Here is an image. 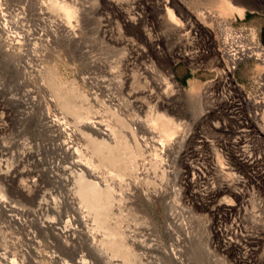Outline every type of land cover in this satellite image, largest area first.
I'll use <instances>...</instances> for the list:
<instances>
[{"label": "rangeland", "instance_id": "1", "mask_svg": "<svg viewBox=\"0 0 264 264\" xmlns=\"http://www.w3.org/2000/svg\"><path fill=\"white\" fill-rule=\"evenodd\" d=\"M34 1L0 0V8L3 11L0 17V37L17 40L26 34L39 40L35 46L33 42L32 46H29L30 50L34 49L33 52L37 56H31L30 60L20 64L30 76L34 74L32 72L38 71L42 77H61L63 88L68 89L73 87L72 84L75 82L82 86L79 79L87 78L90 83L92 82V88L95 87L92 91L97 92L102 98H111L118 108L117 116L125 123L135 122L134 127L137 128L140 124L144 126L147 116L149 117L155 110L177 118L188 127L187 137L180 151L174 155L176 157L170 154L163 157L168 160L167 164L172 165L171 169H167L168 174L164 173V177L158 170L149 168L153 157L150 144L154 145L152 142L154 140L143 136L147 144L138 141L140 144L138 143L139 146L136 148L134 137L129 136L130 129L122 127V135L126 136L128 141L129 137H132L129 147L123 149L124 158L131 156L136 149L138 155L134 160L129 162L125 160L124 164H118L114 168H105L106 171L112 172V176H117L116 171L119 172L121 177L116 179L124 182L119 186L122 189L118 187V190H115L116 201L110 208L113 211L108 210L105 213L106 222L105 218H102L104 229L101 228L99 231L95 228L98 235L106 231L105 226L123 234L121 240L127 247L116 250L131 251L130 255L133 256L124 260L122 254L117 255L120 262L122 260L123 264H264V101H261L264 98V68L254 58H248L240 63L234 71L233 78L241 87V91L239 88H233L229 81L225 82V78L220 76L218 72L222 70L220 66L223 68V59L220 60L218 50L221 51L222 48L223 29L216 28L213 20H207L206 26L199 22L190 29L191 31L187 30L190 19L192 23L198 14L203 13L208 17V13L218 12L214 0H166L169 2L168 7L182 25L179 31L183 30L179 33L182 36L172 41H166L161 37L163 28L160 21L165 17L161 4L164 0H110L117 3L119 9H123L120 11L108 6L106 0H65L76 5L81 34L75 47L63 42L57 30L38 15ZM230 2L252 7L253 10H245L242 17L236 14L223 15L226 27L232 32L244 33L251 46H258L264 50V0ZM172 3L180 5L182 15L176 11ZM17 14L21 18L20 26L23 29L20 28L23 32H19V26L13 27V22L16 21L14 16ZM125 15L135 22L134 31H130L123 22L122 18L126 17ZM168 24L171 25L169 22ZM206 27L209 31H206ZM110 32L112 36L109 35ZM147 32L156 43V50L143 42ZM105 35L134 41L133 48L121 46V50L129 52L128 57L131 58H128L130 60L128 70L135 74L133 83L106 81L104 73L116 67L114 63L121 50L118 48L120 51L111 52L102 47L100 41ZM177 52L186 53L187 59L184 61L173 57ZM214 53L216 55H211ZM191 56L193 60L189 64L188 59H191ZM149 58L154 63L155 69L152 71L154 75L144 67L148 65ZM2 60L0 54V128L4 130L0 135L1 163L3 166L9 164L10 168L17 167L19 170L27 171L29 174L26 172L24 179L31 181L35 179L36 186L41 189L37 202L51 201V198L55 197L54 200L61 203L59 212L48 213L46 219L70 221L72 213L62 190L63 175L60 172L63 167L70 165L68 155L59 147L55 134L52 135L47 130L48 133L42 126L43 97L34 96L32 88L28 84L26 86L25 81L21 79L19 68L15 64ZM168 68L186 93L193 92L199 95L201 113L196 118L192 119L188 115L180 114L178 110L173 111L159 106L165 87L158 82L155 75L159 73L167 78ZM128 72L127 74H130L131 71ZM103 90L105 91L101 94ZM247 97L251 98V101H248ZM75 100L78 99L73 98V101ZM86 104L79 100V104L76 103L79 108L74 115L71 112L68 114L64 112L72 119L85 113L90 117L93 114L90 112V105ZM97 106L94 107L96 110L92 108L91 111L99 109V113L109 120L105 106ZM114 121L120 126L116 119L111 120L110 125L115 127ZM135 133L138 138L139 133L137 131ZM79 147L87 149L86 143ZM24 150H29L37 161L34 158V162L32 159H19L21 151ZM167 156L169 158L171 156L170 160ZM220 167L229 173L231 179H228L231 180L233 189L235 187L242 192L241 197H235L231 193L221 194L217 190L222 179L218 173ZM145 169L148 170L149 176L143 175ZM134 179H139L137 187L141 190L153 195L156 189H160L161 194L152 196L151 201H147L141 194L134 193L132 187ZM40 198L43 200L40 201ZM35 202L31 196L18 195L15 190L0 183V253L4 252L3 254L15 264H71L76 256L82 257L88 264H96L86 251V246L80 244L65 246L58 239L40 231V218L34 213L33 208ZM116 208L120 211L118 209L116 211ZM200 223L203 226L202 231L199 229ZM32 234L36 238L35 241L41 244L42 250L38 254L32 250ZM133 241L135 244H132Z\"/></svg>", "mask_w": 264, "mask_h": 264}, {"label": "bare ground", "instance_id": "2", "mask_svg": "<svg viewBox=\"0 0 264 264\" xmlns=\"http://www.w3.org/2000/svg\"><path fill=\"white\" fill-rule=\"evenodd\" d=\"M235 1H238V0H235ZM106 2H107V5L112 7L115 11L123 10V9L118 8L117 3L111 2L110 0L109 1L106 0ZM214 2H215L214 4L216 8L218 9V12L208 13L207 14L208 17H206L205 14L198 12L200 14L197 15L196 19L192 20V23L190 19V23L188 22V29L187 28L186 29L191 31L190 29H192L193 26H196L195 24L200 22V24L202 23L203 25H205L207 20H213V23L215 22L214 25L216 24L217 26V27L215 26L216 28L219 27V29L220 28L223 29L224 36H222L223 38L222 43H221L222 48H221V51L218 50V54L220 55V57L219 56L218 57L220 58V60L223 59V64H222L223 68L220 66L221 63L219 61V64H220L219 66L222 70L220 72L218 71L217 72L221 74L220 75L221 77L223 76L225 78V82L229 81L230 85L233 86V88L235 87L239 88V90L241 91V87L238 86L234 82V78H233L234 71H236V68L240 63H243V61L247 60L248 58H254L258 60L263 65V68H264V50H262L258 46H251V44L249 43L244 33L239 32L240 34H238V33L232 32V30L226 27L227 23L223 19V15L233 16L234 14H236L239 17H242L245 10L247 9L253 10V8L247 7V6L245 7L243 5H236L235 3L233 4V2H230V0H214ZM34 3H35L34 6H36V11L38 12V15L44 18V20H47L50 23V25L54 29L57 30L59 38L61 40H64L63 42H65L68 46L74 45V47L76 44L79 43V35L81 33L79 30V25H78V20H77V11L75 7L76 5L74 6L70 2H66L65 0H60V1L49 0L48 2H46V0L45 1L35 0ZM168 4L169 2L166 0H164L163 3L161 4L165 12V17L161 18V21H160L161 26L163 28L161 32V35H162L161 37H163V39L166 41L167 40L172 41L174 38L177 39L178 37L182 36L179 33L183 32V30L179 31V29H182V25L180 21L178 20V18L175 17L172 9L168 7ZM172 4L178 13L180 14L183 13L179 4L177 3H172ZM2 12L3 11H1V8H0V17L2 16ZM17 16H14L16 17L15 18L16 21L12 20L14 21L13 27L19 26L18 27L19 32H23L22 31L23 27H21L22 21L20 23V20H19L20 17L19 16L17 17ZM122 19L126 27L130 28L129 29L130 31L132 30L134 31L136 27H135V22H133V19L127 16ZM168 22L171 23V25H169ZM206 28H207L206 31L207 30L209 31L208 27ZM129 30H127V32ZM220 32L222 33V31ZM188 33L189 32H187V35ZM190 33L192 34V32ZM56 34L55 35L53 34V35L56 36ZM210 34L212 35V33ZM106 35L102 37V40L100 41V43H101V46L103 45L102 47H105L109 51L111 50L117 51L118 48L121 50L122 45H125L124 47L128 46V48L129 46H132V48L135 47V44H133L134 41L132 42L124 38H117V37L113 38L114 36L111 37L112 36L111 32L109 34L111 36H106ZM33 37L31 36L28 37L26 34L22 35L20 38L18 37L17 40L12 39V38H1L0 37V52H1L0 54L2 55L3 62L13 63L19 68L20 76L22 77L20 78L25 81L24 83L26 86L28 84L29 87L32 88L34 92V96L36 95L38 96V98L43 97L44 103L43 102L42 103L44 104L43 106L44 113L42 116L43 121H41L42 126L43 128H45L46 131L49 130V132H51L52 135L55 134L56 139L60 144L59 147H61L64 150V152H66L68 155V158L70 160L69 162L70 165L63 167V168L61 167L62 169L60 172L63 175L62 176L63 179L61 182V186L63 187L62 190L64 192V195H66V198H67L66 203L68 202L69 211L72 213V216H71L72 218L70 217L71 220L67 221L66 219V221L65 220L63 221L61 219H58L57 221H54L55 219L54 220L46 219V216L48 213L56 214L59 212L61 203L54 200L55 197L53 199L51 198V201L44 200V202H39V201L37 202L38 192L40 188L36 186L37 184H36V181H34L35 179L32 181L29 179H24V177H26L25 175H27L28 173L27 171L26 173L25 170H19L17 167L10 168L8 166L9 164L3 166L0 160V183L1 185L3 184L4 186L10 187V189L12 188L18 193V195L20 194L23 197L31 196V199L33 200V202L36 201L35 206L33 208H35L34 213L37 214L40 218V227H39L40 231L45 232L49 236L58 239L61 242V244L65 246H69L73 244H76V245L80 244L82 246H86V251L92 257V259L96 261V264L97 263L99 264H123L121 263L122 260L120 262V259L117 258V255L122 254L123 255L122 258L124 260L131 259L129 257L133 256V254L130 255L131 251L130 252L129 251L118 252L116 250V249L127 247V246H124V243L121 240L123 237V234L121 232H115L114 230L106 226H105L106 231L103 232L102 230L103 232L102 235H98L96 232L97 229L99 231L101 230V228L104 229L102 218L104 217L105 213L108 210H111L110 208L115 204V201H116L115 200V197H116L115 190H118V187L121 186L120 185L121 182L118 181V179H116L117 177L120 178L121 174L116 171L117 176H112L111 175L112 172L106 171L107 169L106 167L114 168L118 164H122V163L124 164L125 160L126 162H129L130 160H134L135 157H137L138 155V150L136 149V151H133L130 154L131 156H129L128 158H124L123 149L124 147H129V142L132 141L131 139L132 137H129V141H128L126 139V136L124 137L122 135L123 133L122 127L130 129L131 135L129 136L134 137L136 148L137 146H139L140 141H142L143 143L145 142L147 144L146 139L143 136H147L154 140L152 141L154 145L150 144V146L152 147L151 153L153 157L152 158L150 157L151 162H150L149 168H151L152 170H156V171L158 170L161 176H163L164 173L168 172L167 169L172 168L171 164H167L168 160H165L163 157L169 154L171 156L173 155L172 157H176L174 155H176L180 151V147L182 146V144H184V141L187 137L188 127L185 126L182 123V121L180 122L177 118L170 117L166 113H163V112L160 113L158 110H155L151 114H149L150 115L149 117L147 116L146 121H144V126L140 124V126L137 128V127H134L135 122L126 121L128 123H125V121L122 118L117 116L118 108L117 106L113 104L111 98L105 97L108 94H105V96L103 95V97L105 98H102L100 97V95L97 94V92L92 91V89L95 87L92 88V85H91L92 82L90 83V80H88L87 78L82 77L79 79L82 86H79L75 82L74 84H72V86L73 85L74 86L68 89L66 85L65 86L67 88H63V79L61 77H58V78L56 76L54 77L49 76V78L42 77L38 71L36 73L32 72L34 74L30 76L29 73L26 71V69H24V67H22L20 64L21 63L23 64V61L28 60L31 56L33 57L37 56L33 52L34 49L33 50H30L31 48L29 49V46H32L31 45L32 42L34 43L33 45L35 46V44H37V41H39L38 39L36 38L34 39ZM56 40L58 41V39ZM143 42L146 43L148 46H152L155 50L157 49L156 43H154V40L150 37L148 32L146 33V36L143 38ZM123 51L124 50L120 51V55L116 53V55L119 56L116 62L114 63L116 64V67L104 73L106 75L107 82L108 81L110 82L111 80H117V82L131 81V83H133L132 81L135 79V74L132 70H128L129 69L128 61H130L128 60V58H130L128 57L129 52L126 51L127 52L126 53L125 51L124 52ZM184 52H177L173 54L174 56L173 55L172 56L180 58V60L184 59L185 61V59H187L186 58L187 55ZM215 53L211 55H216L217 53L216 54ZM145 54H146V51H145ZM188 55H189V52H188ZM192 56H191V59H188V61L190 62V63L188 62L189 64H191L193 60ZM146 66L144 67L148 68V71L150 73L154 71L155 69L154 63L153 61H151L150 58L148 60V65ZM128 71H131L130 74H127L129 73ZM156 72L157 71H155V74ZM155 76H157L158 82L165 87L164 91L162 92L163 96H162L161 103L159 105L161 106V108H168L169 110H173V111L178 110L180 114L183 113L185 115H188L192 119L196 118L197 115H200L201 100H200L199 95L193 92L186 93L185 89L182 88L178 82H176L170 69L167 74L168 77L166 76L167 78H165V76L163 75L161 76L159 73L158 75H155ZM65 84H68V83H65ZM105 88H106V85H105ZM110 88L111 86L108 87V89ZM79 89H81V92H79ZM104 91L105 90H103L101 94H103ZM73 98L74 99L77 98L78 100L73 101ZM247 99H249L248 101H251V98L247 97ZM79 100L90 105L91 110L92 108L95 109L94 108L95 105H98L99 107L105 106V111H108V114H109L108 115L109 120H107V118H105L103 114L101 115V113H99V109L95 111L97 108L94 111L90 110V112L93 114L90 117H87L86 116L87 114L85 113V115L81 114L82 116L80 115L76 119H72L71 116L67 114L68 112H71L73 113L72 115H74L77 112L76 109L79 108V106L76 105V103L79 104ZM261 101H264V98ZM64 111L67 112V114ZM115 119L120 123V126L115 124V121H114L115 127L110 125L111 120H115ZM3 131L4 130L0 128V135L3 133ZM136 131L141 136V137L139 136L140 138L139 137L136 138L137 137L135 133ZM83 143H86V146H87L86 150L79 147ZM21 153L22 154L20 155L19 159L21 160H24V159L31 160L32 159L33 161V158H34V160L37 161V159H35L34 155H32V153L29 150H24L23 152L21 151ZM170 158L168 157L167 159L170 160ZM5 166H8L9 169ZM221 168L222 167H220L219 169L220 171H218V173H219V177L222 178L223 180L221 179L217 190L220 191L221 194L231 193V194H234L235 197L236 196L241 197L240 195L242 192L238 191V189H235V187L233 189L232 182L231 180H229L231 179L229 178L230 177L229 173L225 172ZM143 172H142L143 175L149 176L148 170L145 169V171ZM131 173L129 174L131 175ZM150 173L152 174V172ZM134 180L135 181L132 185L135 191L134 193L141 194L142 197H144L147 201L150 202L151 198H153L154 196H159L161 194L160 189H156V192H154L153 195L152 193L149 194L148 191L141 190L139 187H137V185L139 184L138 182L139 179L137 180L134 179ZM160 182H163V181H160ZM131 184L132 183H130V185ZM124 187L126 188V185ZM131 189L129 190L131 191ZM118 193H120V191ZM123 194H125V192ZM127 196L128 195H126V197ZM41 199L42 198H40L39 200L41 201ZM63 206H65L64 203H63ZM117 209L118 208H116V211ZM105 222H106V218H105ZM199 229L201 231L203 230V226L201 225V223L199 224ZM35 239L36 238H34L32 234L31 235L32 250L38 254L42 250V248H41L40 242L35 241ZM132 244H135L134 241ZM133 249H134V246H133ZM3 253L2 254L0 253V264H15L13 261H11V259H8L6 255H4ZM64 264H67V263H64ZM71 264H88V263H86L82 257L76 256L73 259Z\"/></svg>", "mask_w": 264, "mask_h": 264}]
</instances>
